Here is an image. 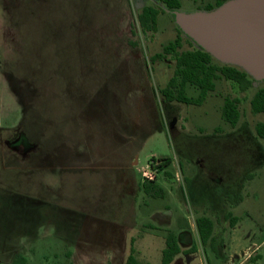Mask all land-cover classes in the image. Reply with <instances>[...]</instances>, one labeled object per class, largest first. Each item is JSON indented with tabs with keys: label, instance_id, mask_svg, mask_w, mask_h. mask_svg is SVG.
Masks as SVG:
<instances>
[{
	"label": "rangeland",
	"instance_id": "obj_1",
	"mask_svg": "<svg viewBox=\"0 0 264 264\" xmlns=\"http://www.w3.org/2000/svg\"><path fill=\"white\" fill-rule=\"evenodd\" d=\"M146 5L160 11L154 31L138 21ZM174 11L159 0H0V264L11 254L125 264L132 239L138 261L161 264L166 231L199 216L213 220L216 251L195 234L197 251L178 264H264V113L250 109L264 79L248 74L245 90L217 79L200 105L167 101L175 55L150 57L178 35V52L198 48ZM225 97L238 101L235 127ZM149 179L162 196L144 192ZM167 205L172 223H158Z\"/></svg>",
	"mask_w": 264,
	"mask_h": 264
},
{
	"label": "trees",
	"instance_id": "obj_2",
	"mask_svg": "<svg viewBox=\"0 0 264 264\" xmlns=\"http://www.w3.org/2000/svg\"><path fill=\"white\" fill-rule=\"evenodd\" d=\"M159 1L162 2L169 10L174 11L180 9L182 0ZM225 1L226 0H214L213 3L208 2L202 8V11H211ZM159 14L160 11L156 7L152 5L144 6L138 15V21L142 29L145 31L156 30L157 17ZM178 29L180 32L184 33L179 27ZM181 44L182 38L178 35L175 39L163 45L160 52H157L150 57L151 61H155L161 60L169 54L175 55L173 75L168 80L167 84L160 90L161 94L167 101L176 100L186 104L200 105L205 100L208 92L215 89V81L220 78L236 82L241 90H245L250 87L251 80L247 77L248 73L244 69L231 64L217 65L213 63V56L197 43L198 48L196 49H188L178 52V48L181 47ZM188 85L198 89L199 93L197 97H190L186 95L185 92ZM237 102L238 101L235 98L231 99L229 97H225L222 107V118L232 127H235L239 120ZM250 109L255 114L264 113V87L256 90L251 97ZM255 128L258 136L264 137V122L256 123ZM158 162L157 169H163V167L169 165L170 159L163 157L158 159ZM142 187L144 192L149 196L158 197L163 194L162 188L158 186L153 179L144 180ZM226 217L229 220L230 227H233L237 222V217L233 216L230 212L226 214ZM195 224L201 244H209L212 250L216 251L215 237L213 235V220L207 216H199L195 219ZM132 242L133 241L131 240L125 264H148L142 263L135 258V250ZM195 251V247L182 249L179 246L174 234L168 231L165 235V246L162 250L161 264H170L174 257L178 254H190ZM24 263L25 258L22 256H18L13 261V264Z\"/></svg>",
	"mask_w": 264,
	"mask_h": 264
},
{
	"label": "water",
	"instance_id": "obj_3",
	"mask_svg": "<svg viewBox=\"0 0 264 264\" xmlns=\"http://www.w3.org/2000/svg\"><path fill=\"white\" fill-rule=\"evenodd\" d=\"M179 28L213 57L264 79V0H226L211 11H174Z\"/></svg>",
	"mask_w": 264,
	"mask_h": 264
},
{
	"label": "crops",
	"instance_id": "obj_4",
	"mask_svg": "<svg viewBox=\"0 0 264 264\" xmlns=\"http://www.w3.org/2000/svg\"><path fill=\"white\" fill-rule=\"evenodd\" d=\"M152 216H153L154 220H156L158 223L170 224V223H172V220H173V217H174V213H173V210H171V208L167 205L164 208L155 209L154 212L152 213ZM193 226L191 224L187 223V222L186 223L181 222L180 224H178V227H177V229L175 231L167 230L166 234L168 233V231L172 232L174 234V236L176 237V240H177L179 246L182 249H189V248L195 247L196 251H197V246L194 244V238H195L194 236L196 234L198 236V238H199V235H198V232H197V228H196L195 222H194ZM233 227H231V228H233ZM132 241H133V239H132ZM178 255H176L174 257V259L171 261L170 264H178L180 262V258L177 257ZM18 256H22V255H20V254H17V255H14V256L12 254L9 255L8 256L9 258L7 257V262L9 264L10 263L13 264V261Z\"/></svg>",
	"mask_w": 264,
	"mask_h": 264
}]
</instances>
